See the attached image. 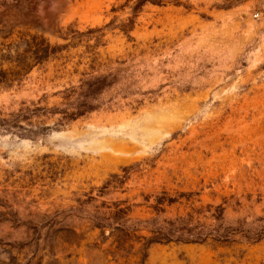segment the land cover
<instances>
[{
    "label": "rangeland",
    "instance_id": "374dc122",
    "mask_svg": "<svg viewBox=\"0 0 264 264\" xmlns=\"http://www.w3.org/2000/svg\"><path fill=\"white\" fill-rule=\"evenodd\" d=\"M0 264H264V0H0Z\"/></svg>",
    "mask_w": 264,
    "mask_h": 264
}]
</instances>
